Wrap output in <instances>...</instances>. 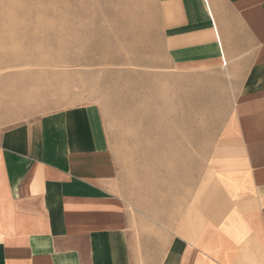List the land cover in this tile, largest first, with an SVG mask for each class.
I'll use <instances>...</instances> for the list:
<instances>
[{"label":"crops","instance_id":"obj_1","mask_svg":"<svg viewBox=\"0 0 264 264\" xmlns=\"http://www.w3.org/2000/svg\"><path fill=\"white\" fill-rule=\"evenodd\" d=\"M153 2L172 70L231 77L237 212H213L204 178L182 234L135 219L102 108L70 104L0 125V264H264V0Z\"/></svg>","mask_w":264,"mask_h":264},{"label":"rangeland","instance_id":"obj_2","mask_svg":"<svg viewBox=\"0 0 264 264\" xmlns=\"http://www.w3.org/2000/svg\"><path fill=\"white\" fill-rule=\"evenodd\" d=\"M153 15V0H0V125L97 103L131 214L182 234L204 178L213 212H237L244 169L224 155L242 147L227 70H172Z\"/></svg>","mask_w":264,"mask_h":264}]
</instances>
